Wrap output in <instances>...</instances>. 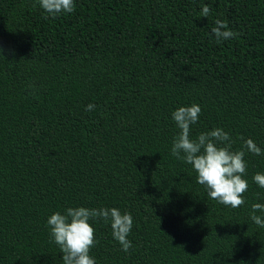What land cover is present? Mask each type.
Instances as JSON below:
<instances>
[{
  "label": "trees",
  "instance_id": "trees-1",
  "mask_svg": "<svg viewBox=\"0 0 264 264\" xmlns=\"http://www.w3.org/2000/svg\"><path fill=\"white\" fill-rule=\"evenodd\" d=\"M74 3L52 18L39 0H0V264H63L47 220L70 207L133 218L127 253L89 221L96 264H264L250 219L264 155L243 148L264 152V0ZM217 19L240 35L218 43ZM193 104L192 139L221 128L245 151L239 208L171 155L172 113Z\"/></svg>",
  "mask_w": 264,
  "mask_h": 264
},
{
  "label": "clouds",
  "instance_id": "clouds-1",
  "mask_svg": "<svg viewBox=\"0 0 264 264\" xmlns=\"http://www.w3.org/2000/svg\"><path fill=\"white\" fill-rule=\"evenodd\" d=\"M39 6L52 18L75 10L74 0H39ZM209 14V7L202 6L201 15L207 17ZM211 31L218 43L240 35L219 19ZM94 108L95 105L89 104L86 111ZM200 114L201 108L197 104L179 107L172 113L180 132L173 139L171 155L192 166L197 173V183L205 187L210 199L233 209L239 208L245 204L243 194L248 190V182L244 179L247 174L245 151H233L229 134L221 128L200 133L192 139L191 126L198 122ZM243 148L255 155H264L251 139L244 141ZM253 181L264 188V173L255 174ZM257 212L264 214V204H253L250 215L257 226L264 228V216L257 215ZM93 219L110 223L113 238L121 245L122 251L127 253L133 247L128 239L133 226L130 213L122 214L117 208L70 207L63 214H52L47 220L50 236L62 253L63 264H96L90 256V250L98 243L95 229L89 222Z\"/></svg>",
  "mask_w": 264,
  "mask_h": 264
}]
</instances>
